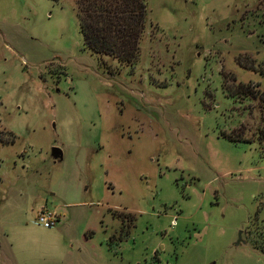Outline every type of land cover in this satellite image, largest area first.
I'll list each match as a JSON object with an SVG mask.
<instances>
[{
  "label": "rangeland",
  "instance_id": "374dc122",
  "mask_svg": "<svg viewBox=\"0 0 264 264\" xmlns=\"http://www.w3.org/2000/svg\"><path fill=\"white\" fill-rule=\"evenodd\" d=\"M138 47L0 0V264H264V0H146Z\"/></svg>",
  "mask_w": 264,
  "mask_h": 264
},
{
  "label": "trees",
  "instance_id": "16d2710c",
  "mask_svg": "<svg viewBox=\"0 0 264 264\" xmlns=\"http://www.w3.org/2000/svg\"><path fill=\"white\" fill-rule=\"evenodd\" d=\"M73 2L79 32L90 52L110 56L126 65L136 61L139 54V38L146 23V0H73ZM235 89L232 95L252 94L248 84L238 83ZM224 136L233 141L245 140L233 133ZM128 219L133 221L131 215Z\"/></svg>",
  "mask_w": 264,
  "mask_h": 264
},
{
  "label": "built area",
  "instance_id": "2783aa9c",
  "mask_svg": "<svg viewBox=\"0 0 264 264\" xmlns=\"http://www.w3.org/2000/svg\"><path fill=\"white\" fill-rule=\"evenodd\" d=\"M53 213H49L46 210H41L37 215V221L44 227H51L54 225L56 219Z\"/></svg>",
  "mask_w": 264,
  "mask_h": 264
},
{
  "label": "water",
  "instance_id": "95a60500",
  "mask_svg": "<svg viewBox=\"0 0 264 264\" xmlns=\"http://www.w3.org/2000/svg\"><path fill=\"white\" fill-rule=\"evenodd\" d=\"M50 155L53 159H60L61 158V151L57 147L51 148ZM240 233L238 235V239L236 240L235 244H238L240 242Z\"/></svg>",
  "mask_w": 264,
  "mask_h": 264
}]
</instances>
